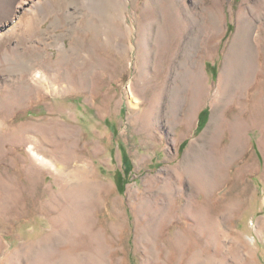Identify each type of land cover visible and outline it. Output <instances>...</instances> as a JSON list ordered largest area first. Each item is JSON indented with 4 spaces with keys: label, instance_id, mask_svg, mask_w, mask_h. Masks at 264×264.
<instances>
[{
    "label": "rangeland",
    "instance_id": "rangeland-1",
    "mask_svg": "<svg viewBox=\"0 0 264 264\" xmlns=\"http://www.w3.org/2000/svg\"><path fill=\"white\" fill-rule=\"evenodd\" d=\"M26 2L0 0V264H264V0Z\"/></svg>",
    "mask_w": 264,
    "mask_h": 264
},
{
    "label": "bare ground",
    "instance_id": "bare-ground-1",
    "mask_svg": "<svg viewBox=\"0 0 264 264\" xmlns=\"http://www.w3.org/2000/svg\"><path fill=\"white\" fill-rule=\"evenodd\" d=\"M22 1H23L22 5H23V4H26V5L28 4V3L26 2V0H22ZM115 1H119V0H115ZM20 2H21V1H20ZM19 6H20V5H19ZM0 28H1V27H0Z\"/></svg>",
    "mask_w": 264,
    "mask_h": 264
}]
</instances>
